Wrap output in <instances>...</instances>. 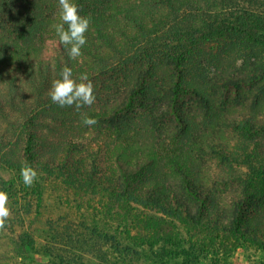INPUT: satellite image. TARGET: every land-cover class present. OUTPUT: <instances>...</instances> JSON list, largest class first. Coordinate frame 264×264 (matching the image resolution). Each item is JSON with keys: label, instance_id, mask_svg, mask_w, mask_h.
Returning <instances> with one entry per match:
<instances>
[{"label": "trees", "instance_id": "trees-1", "mask_svg": "<svg viewBox=\"0 0 264 264\" xmlns=\"http://www.w3.org/2000/svg\"><path fill=\"white\" fill-rule=\"evenodd\" d=\"M9 1L0 0V54L7 53L8 72L15 68L45 80L70 67L78 82L82 73L93 86L104 81L102 104L87 112L104 128V173L98 175L95 157L91 174L72 169L81 161L85 169L72 143L59 150L66 157L57 165L55 150L51 161L34 168L38 144L49 142L41 127L51 125L38 114L9 122L24 162L4 155L1 166L60 175L78 197L100 202L108 219L126 221L138 208L152 209L156 227L149 214L146 226H130L151 243L152 230L166 242L171 219L206 228L211 207L224 214L217 207L223 194L212 191L201 172L207 161L220 160L228 167L225 175L205 180L237 185L240 192L231 196L230 224L217 229L247 235L250 208L264 206V0H73L90 20L76 59L55 33L58 0H15L16 6L6 7ZM228 50L242 59L235 68L215 60ZM204 58L212 74L193 76L195 61ZM85 116L80 111L77 118ZM225 129L229 142L219 137Z\"/></svg>", "mask_w": 264, "mask_h": 264}, {"label": "rangeland", "instance_id": "rangeland-1", "mask_svg": "<svg viewBox=\"0 0 264 264\" xmlns=\"http://www.w3.org/2000/svg\"><path fill=\"white\" fill-rule=\"evenodd\" d=\"M7 5L4 4L14 7L17 3L10 0ZM217 54L215 60L229 69L242 62L239 53L230 50L218 51ZM4 56H7L6 52L0 54V68H5L0 74V158L10 155L15 162H24L21 139L17 140L16 135L9 133V122L26 118V114H38L40 122L51 125L41 127V134L49 142L38 144L34 168H42L44 162L51 161L55 150L58 152L54 162L57 165L66 157L65 152L59 150L72 143L78 146L75 158L84 157L85 164L84 169L81 168L82 161L76 162L72 169L80 168L81 176L83 170L91 174L95 170V157L98 164L96 171L101 176L104 173V128L86 126L83 124L84 117L80 119L77 116L80 111L87 116L89 109L99 108L104 98V81L93 86L95 101L91 106L86 105L79 110L74 106L59 107L49 101L48 95L57 75L52 74V79L48 74L45 80L40 76L32 80L26 71L13 68L8 72L11 63ZM208 61L207 58L196 60L197 65L191 71L193 76L209 71L212 74ZM13 75H16L15 80ZM40 108L49 113L39 114ZM193 111L196 114V109ZM231 135L225 129L219 137L228 141ZM155 167L159 168L158 162ZM227 168L220 160L211 159L201 170L207 186L224 196L217 206L223 215L219 216L211 207V218H208L206 228L171 219L172 222L167 225L166 242L161 241L152 230L150 243L142 239L139 229L131 230L130 226L132 222L138 228L141 224L146 226L150 223V219L146 218L149 214L151 224L156 227V213L152 209L138 208L126 221L108 219L100 202L78 197L71 190L73 188L64 183V177L58 175L52 178L36 169L37 178L28 187L23 183L20 170L0 165V191L7 194L6 206L10 210L4 226L0 227V264H264V246L261 244L264 242V206L260 203L254 204L247 214L245 237L217 229L219 224H230L233 219L230 215L231 196L239 193L240 189L237 185L219 186L205 180V176H224ZM253 236L258 237L257 242L251 238ZM123 245L129 248H122Z\"/></svg>", "mask_w": 264, "mask_h": 264}, {"label": "clouds", "instance_id": "clouds-1", "mask_svg": "<svg viewBox=\"0 0 264 264\" xmlns=\"http://www.w3.org/2000/svg\"><path fill=\"white\" fill-rule=\"evenodd\" d=\"M60 23L54 25L55 33L68 53L70 59L81 56L82 48L86 45L85 33L88 31L90 20L80 14L78 6L73 0H58ZM67 26V27H65ZM73 78L72 69L64 67L57 79L52 81L49 97L52 103L59 107H75L77 110L84 106H91L95 101L94 89L86 73L79 78ZM95 117L85 116L83 124L92 126L97 124ZM20 175L25 186L31 187L37 178V172L31 166L21 168ZM7 194L0 191V227L4 226L10 214L7 204Z\"/></svg>", "mask_w": 264, "mask_h": 264}]
</instances>
